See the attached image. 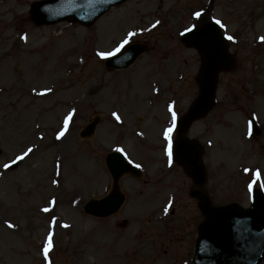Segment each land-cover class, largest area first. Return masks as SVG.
Here are the masks:
<instances>
[{
    "label": "rangeland",
    "instance_id": "obj_1",
    "mask_svg": "<svg viewBox=\"0 0 264 264\" xmlns=\"http://www.w3.org/2000/svg\"><path fill=\"white\" fill-rule=\"evenodd\" d=\"M20 1L0 0V264H192L196 226L204 218L180 166L165 172L176 186V213L157 218L152 175L162 163L163 143L154 119L171 100L183 116L198 95L202 57L181 35L200 24L196 13L203 15L210 0H128L90 28L68 22L37 27L30 8L40 0ZM212 13L233 38L229 52L237 67L220 75L216 108L187 136L210 145L203 158L213 205L248 208L250 176L246 180L243 169H258L264 184V0H216ZM130 33V42L147 43L151 52L131 71L106 72L98 51L117 52ZM84 97L91 101L77 102ZM112 109L127 125V137L113 124ZM97 115L96 134L82 141L80 131ZM252 115L263 128L253 151L245 142ZM116 148L147 175L121 179L127 201L118 214L89 217L85 203L111 189L105 157Z\"/></svg>",
    "mask_w": 264,
    "mask_h": 264
},
{
    "label": "water",
    "instance_id": "obj_2",
    "mask_svg": "<svg viewBox=\"0 0 264 264\" xmlns=\"http://www.w3.org/2000/svg\"><path fill=\"white\" fill-rule=\"evenodd\" d=\"M123 1L125 0H45L35 3L31 12L37 25L58 23L68 17L91 24L110 5ZM85 12L93 13L92 17L87 14L82 15ZM189 36H191L189 44L195 45L202 51L205 62L200 79L201 94L189 118L181 124V134L187 130L191 122L212 108L218 71L221 68L230 69L233 66L225 52L226 44L214 25L207 24ZM92 133L93 125L88 128L86 134ZM201 152L202 150L196 145L188 144L184 140L179 142L175 150L179 162L185 163L188 172L202 185L204 176L200 168ZM108 166L115 180L124 172L131 170L121 156L116 154L109 156ZM123 200L124 197L119 193L116 184L110 197L99 202L90 201L85 207V212L97 217H108L119 209ZM201 206L208 221L201 230L202 236L198 242L195 264L261 263L264 259V228H261V225H264V214L256 213L257 207L264 206L260 198L257 200L256 207L247 213H243L237 207L215 210L204 197L201 200Z\"/></svg>",
    "mask_w": 264,
    "mask_h": 264
},
{
    "label": "snow or ice",
    "instance_id": "obj_3",
    "mask_svg": "<svg viewBox=\"0 0 264 264\" xmlns=\"http://www.w3.org/2000/svg\"><path fill=\"white\" fill-rule=\"evenodd\" d=\"M201 16H202V13H199V12L196 13V18L198 20L201 18ZM215 23L218 24L221 28L224 27V25L219 20H216ZM154 27H155V25H154ZM189 31H193V29H189ZM132 36H135V33H130L129 34V39L125 40L124 44L121 45V47H124V45H127L130 42V39H131ZM228 39L232 40L233 38L229 36ZM261 39H262V42H264V37H262ZM117 51H119V49ZM98 55H100L102 58H107L104 53H98ZM169 111L171 112L172 126L167 128V129H165V131H164V139L168 142V146H167L166 152H167V155L169 157V160L171 161L172 155H173L172 134L176 130L178 117H177V113L171 107L169 108ZM113 115H115V118H116L117 121L120 120V117L118 115H116L115 113ZM71 119H72V115H69L66 118V120L64 122V130L59 133V135L57 136V139H60V138H62L64 136V134H65V132L67 131V128H68V123H69V121H71ZM249 133L251 134V122L249 124ZM115 151L118 152V153H121L127 159V154L124 152V150L122 148H116ZM31 152H32V149H28V151L25 153V155L20 156V157L17 158V161L23 160L25 158V156L28 155ZM17 161H14V163L17 162ZM129 163H131V160H129ZM9 167H11V165H5L6 169L9 168ZM136 167H140V165L137 164ZM260 181H261V173L259 171H257L255 173V179L253 180L252 185H250V188L253 185L258 184ZM44 211L47 212L48 209L45 208ZM9 227H12V225H9ZM65 227H67V225H65ZM51 247H52V241H51V237H49L48 246L44 250L45 258H47L48 251H49V249Z\"/></svg>",
    "mask_w": 264,
    "mask_h": 264
},
{
    "label": "bare ground",
    "instance_id": "obj_4",
    "mask_svg": "<svg viewBox=\"0 0 264 264\" xmlns=\"http://www.w3.org/2000/svg\"><path fill=\"white\" fill-rule=\"evenodd\" d=\"M27 2V0H21L20 2H19V4L20 5H23V4H25ZM32 40V38H30V40H28V41H31ZM36 50V48H32L31 49V51H35ZM35 99L36 100H39V99H43L42 98V95H37L36 97H35ZM79 103H81V102H85V103H88V102H90L91 101V99L89 98V97H84V98H82V99H79V100H77Z\"/></svg>",
    "mask_w": 264,
    "mask_h": 264
}]
</instances>
